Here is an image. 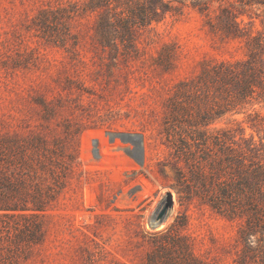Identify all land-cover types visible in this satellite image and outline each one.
I'll return each mask as SVG.
<instances>
[{
    "label": "rangeland",
    "instance_id": "rangeland-1",
    "mask_svg": "<svg viewBox=\"0 0 264 264\" xmlns=\"http://www.w3.org/2000/svg\"><path fill=\"white\" fill-rule=\"evenodd\" d=\"M88 1L0 0V143L54 189L44 240L20 264H236L239 220L179 191L175 167L186 168L166 121L180 83L204 61L246 57L244 41L211 31L208 18L227 8L246 32L264 36L262 0H207L208 15L194 6L201 0H163L170 10L130 33L128 52L123 29L100 28L121 8L84 12ZM73 4V18L51 21V11ZM43 9L49 27L39 24ZM103 35L119 49H102ZM201 97L192 90L175 116L197 112V103L209 110ZM255 116L262 126L252 127ZM204 123L209 136L229 129L264 145V102L211 111Z\"/></svg>",
    "mask_w": 264,
    "mask_h": 264
},
{
    "label": "trees",
    "instance_id": "trees-1",
    "mask_svg": "<svg viewBox=\"0 0 264 264\" xmlns=\"http://www.w3.org/2000/svg\"><path fill=\"white\" fill-rule=\"evenodd\" d=\"M152 1L153 5L146 9L141 0H89L83 11L102 6L109 13L111 7H120L119 16L105 14L100 28L123 29L127 35L120 37V41L128 52L133 45L130 33L152 20H159L171 8L163 0ZM260 3L264 4V0ZM194 6L208 15L207 0L194 3ZM75 7L76 4L70 9L59 6L51 11L56 13L51 21L58 24L73 18ZM48 11L43 9L38 16L42 26L49 22ZM207 22L211 31L218 30L225 37L243 40L246 57L236 61H204L200 72L190 82H181L180 91L172 96L166 123L168 130H175L177 137L173 134L171 139L172 133L167 137L178 161H183L186 168L177 164L175 178L179 191L188 200L197 199L212 211L239 220L236 264H264V145L257 144L253 137L237 140L229 129L218 130L213 136L202 129L211 111L220 115L264 102V36L246 32L237 15L227 8L221 9L216 21L208 18ZM53 30L59 32V29ZM51 36L56 41L62 40L59 35L49 33ZM102 38V49H119L111 35ZM192 90L202 96V103L203 98H209L211 108L202 110L197 103V112L186 111L183 117H176L174 112L184 109ZM179 94L184 98L180 99ZM252 120L254 128L263 124L258 116ZM16 151L0 143V264H20L32 247L43 242V219L54 199L53 187L36 180L35 167L25 163L23 156L17 154L20 151ZM187 254H191L190 251ZM196 261L197 258H193L194 264Z\"/></svg>",
    "mask_w": 264,
    "mask_h": 264
},
{
    "label": "water",
    "instance_id": "water-1",
    "mask_svg": "<svg viewBox=\"0 0 264 264\" xmlns=\"http://www.w3.org/2000/svg\"><path fill=\"white\" fill-rule=\"evenodd\" d=\"M139 144L142 143V136L140 134L137 135ZM164 212V211H163Z\"/></svg>",
    "mask_w": 264,
    "mask_h": 264
}]
</instances>
